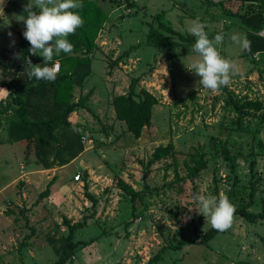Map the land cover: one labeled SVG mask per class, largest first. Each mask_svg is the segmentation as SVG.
Masks as SVG:
<instances>
[{
	"label": "rangeland",
	"instance_id": "374dc122",
	"mask_svg": "<svg viewBox=\"0 0 264 264\" xmlns=\"http://www.w3.org/2000/svg\"><path fill=\"white\" fill-rule=\"evenodd\" d=\"M94 1L109 17L96 39L92 73L82 88H75L74 99L94 87L89 103L97 117L83 108L70 117L81 124L82 135L87 137L84 146L90 148L56 171L59 180L48 196L38 199L53 171H43L34 154L25 157L21 142H6V114L0 113V264L55 260L56 252L47 237L58 239L68 233L64 218L71 223L86 221L75 231V239H95L78 248L66 264H148L161 247L176 242L180 235L198 239L210 224L195 210L189 211L197 206L191 198L190 181H173L172 167L163 166L171 157L149 168L145 165L153 149L169 140L177 150L181 177L186 173L184 160H189L193 148L199 145L205 151L207 167L197 178L196 193L227 196L235 206L247 205L252 197V212H259L264 202V51H257V58L253 57L256 52L242 54L230 37L245 35V28L235 14L223 8L243 12L251 2L224 0L222 6L208 5L207 0ZM27 3L0 0V49L18 45L24 31L18 19L26 16L23 6ZM161 10L183 33L194 20L206 25L210 39L223 33L224 41L216 47L222 57L240 66V74L217 92L202 89L200 78L185 67L195 57L192 43L178 45L174 50L177 57L171 61L147 42V22ZM125 50L128 55L109 72V61ZM137 75H142L139 85L154 94L159 104L153 109L151 126L134 138L115 118L111 98L125 92L131 77ZM190 92H195L194 98L173 103L174 97ZM246 99L261 101L262 109L240 113L234 101ZM212 137L225 140L229 151L238 155L236 185L227 160L213 147ZM252 159L256 162L250 171ZM85 171L89 191L98 199L95 206L83 194ZM76 174L79 180H75ZM119 177L139 190L134 201L117 186ZM153 264H264V218L249 221L234 214L227 231L207 242L169 248Z\"/></svg>",
	"mask_w": 264,
	"mask_h": 264
},
{
	"label": "trees",
	"instance_id": "16d2710c",
	"mask_svg": "<svg viewBox=\"0 0 264 264\" xmlns=\"http://www.w3.org/2000/svg\"><path fill=\"white\" fill-rule=\"evenodd\" d=\"M251 2L243 12L236 9L231 11L224 7V0H207V4L219 3L224 10L235 14L240 23L244 26V34L251 41V52H243V55H250L257 51H264V38L258 36L256 31L264 26V0H242ZM83 8L78 10L84 20L82 27L78 28L74 35L67 37L74 48L71 54L54 56L53 63L59 62L60 69L54 82L44 80H29L24 72V57L30 56L28 49L29 42L20 35L19 43L15 48L0 49V89L4 95L0 97V113L6 114V142H21L24 144L25 157L34 154L37 162L42 168H52L63 166L75 159L85 149L81 140V124L70 120L72 113L77 108H83L94 117L97 114L91 108L89 99L94 92L91 87L86 93L80 94L74 99L76 87H83L87 78L92 73L93 56L98 48L96 39L107 21L109 15L94 0H82ZM131 3H133L131 1ZM253 3H259L254 6ZM224 4V3H223ZM148 30L146 40L148 43L157 46L160 53L165 54L168 60H175L177 53L174 51L181 43H195L196 38L188 32H181L165 17V10L158 11L152 15V19L147 22ZM20 54V58H16ZM128 55V50L123 51L114 59L110 60L109 72ZM33 64L43 65V58L39 55L30 56ZM142 75L131 77L127 89L123 93L114 94L111 104L115 118L125 124V128L134 138H139L144 128L151 126L153 109L159 104L157 97L140 86ZM195 92H190L184 97H174L173 103H183L189 98H194ZM235 108L240 113H247L249 110H260L263 105L261 101L246 99L241 102L234 101ZM0 121L1 117H0ZM264 121V117H263ZM212 145L227 160L230 172L233 173V185L238 182L237 158L238 155L231 153L227 142L216 137L210 139ZM177 150L173 140L166 144H159L151 153L147 160L146 168L156 161L171 157V161L165 163L164 169L172 167L174 180H189L192 185L193 194L198 190L196 183L202 170L207 167L205 151L198 145L193 148L189 160H184L186 173L180 176L178 172ZM143 163V161H141ZM255 160L249 161V169L253 170ZM149 166V167H148ZM146 169V174H149ZM88 171L84 172L83 194L91 202L92 206L98 203L95 194L89 191ZM56 180L52 176L46 183L45 188L40 192L38 199H42L51 193V188ZM117 186L134 201L139 190H136L123 178H117ZM252 194V193H251ZM251 197L247 205L235 206V214L241 215L246 220L254 221L264 218V202L259 212H252L249 206L252 205ZM94 215L91 213V216ZM86 218V217H85ZM85 220L71 223L68 219H63V224L67 225L68 233L55 239L52 235L47 237L48 242L56 252V259L47 264H66L71 261L75 252L81 246L93 242L89 240L75 239V231L85 225ZM220 231L213 230L211 226L207 228L198 239L193 236L180 235L174 243H169L161 247L155 255L148 260V264L159 261L162 254L169 248H180L189 242H207Z\"/></svg>",
	"mask_w": 264,
	"mask_h": 264
},
{
	"label": "clouds",
	"instance_id": "9594fccd",
	"mask_svg": "<svg viewBox=\"0 0 264 264\" xmlns=\"http://www.w3.org/2000/svg\"><path fill=\"white\" fill-rule=\"evenodd\" d=\"M82 8V0H28L23 6L26 16L22 14L18 20L24 24L22 35L30 44L28 52L30 56H41L44 62L43 65L33 64L30 56L24 57V72L29 80H56L60 65L53 63V58L61 52L72 53L74 46L67 37L83 26L84 20L78 11ZM205 28L198 20L187 28L196 40L191 48L195 57L185 67L200 78L198 83L202 89L217 92L227 87L241 69L236 62L222 57L216 47L223 43L224 34L217 33L210 39ZM8 35L11 37L12 33ZM230 39L242 52H251V41L246 35L234 33ZM16 58H20V54H16ZM191 198L197 206L189 211L202 215L213 230L224 232L232 227L236 208L227 196L194 193Z\"/></svg>",
	"mask_w": 264,
	"mask_h": 264
},
{
	"label": "crops",
	"instance_id": "0c3cea01",
	"mask_svg": "<svg viewBox=\"0 0 264 264\" xmlns=\"http://www.w3.org/2000/svg\"><path fill=\"white\" fill-rule=\"evenodd\" d=\"M1 90H2V89H1ZM0 92H1V91H0ZM2 92H3L2 94L4 95V91H3V90H2ZM0 97H1V96H0ZM88 148H90V146H87V147L85 146V149L79 154V156H77V157H76L75 159H73L71 162H73V161H75L77 158H79V157L81 156V154H82L86 149H88ZM71 162H69V163H71ZM64 167H65V165H63V166H55V167H52V168H44L43 171H46V172L48 171V172H49V171L52 170V171H53V175H52V176H54V175L56 176V171H57V170L59 171L60 169H62V168H64ZM83 168H84V169L87 168L89 171H91V170L88 168V166H86V164L83 165ZM52 176H51V177H52ZM51 177H50V178H51ZM58 180H59V177L56 176V180H55V182H54L53 185H55V184L57 183Z\"/></svg>",
	"mask_w": 264,
	"mask_h": 264
},
{
	"label": "built area",
	"instance_id": "2783aa9c",
	"mask_svg": "<svg viewBox=\"0 0 264 264\" xmlns=\"http://www.w3.org/2000/svg\"><path fill=\"white\" fill-rule=\"evenodd\" d=\"M256 34H257L258 36L264 38V26H262L260 29H258V30L256 31ZM253 57L257 58V52L253 54ZM54 63H59V62H58V61H55ZM81 140H82V142L85 143L86 140H87V137L83 135V136L81 137ZM20 166H21V168H23L24 165H20ZM74 178H75V180H79L80 175H79V174H76V175L74 176Z\"/></svg>",
	"mask_w": 264,
	"mask_h": 264
}]
</instances>
